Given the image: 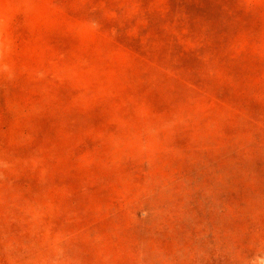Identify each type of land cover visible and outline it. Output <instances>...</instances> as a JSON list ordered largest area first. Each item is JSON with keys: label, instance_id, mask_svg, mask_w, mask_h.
<instances>
[{"label": "rangeland", "instance_id": "1", "mask_svg": "<svg viewBox=\"0 0 264 264\" xmlns=\"http://www.w3.org/2000/svg\"><path fill=\"white\" fill-rule=\"evenodd\" d=\"M242 4L0 0V264H264Z\"/></svg>", "mask_w": 264, "mask_h": 264}, {"label": "crops", "instance_id": "2", "mask_svg": "<svg viewBox=\"0 0 264 264\" xmlns=\"http://www.w3.org/2000/svg\"><path fill=\"white\" fill-rule=\"evenodd\" d=\"M242 1L244 5V12L241 13L242 16H246V23L250 24H262L264 25V0H239ZM230 8V0H228ZM226 5H224L225 7Z\"/></svg>", "mask_w": 264, "mask_h": 264}]
</instances>
